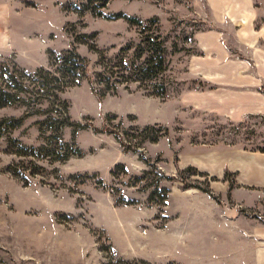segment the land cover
Instances as JSON below:
<instances>
[{
  "label": "rangeland",
  "instance_id": "rangeland-1",
  "mask_svg": "<svg viewBox=\"0 0 264 264\" xmlns=\"http://www.w3.org/2000/svg\"><path fill=\"white\" fill-rule=\"evenodd\" d=\"M254 1L252 20L228 16L227 0H0V63L34 71L74 44L96 82L62 93L82 125L64 129L80 149L64 161L61 140L40 130L43 114L0 107V119H25L0 134V264H256L264 0ZM252 22L253 37L240 32ZM144 41L165 46L168 67L154 81L166 94L125 80L102 92L97 73L112 84L121 73L105 64Z\"/></svg>",
  "mask_w": 264,
  "mask_h": 264
},
{
  "label": "trees",
  "instance_id": "trees-1",
  "mask_svg": "<svg viewBox=\"0 0 264 264\" xmlns=\"http://www.w3.org/2000/svg\"><path fill=\"white\" fill-rule=\"evenodd\" d=\"M134 20L140 25L144 24L140 19ZM81 36L86 37L87 34ZM144 44L146 41L134 50L131 45L123 47L114 57L115 62L105 64L107 66L105 70L109 68L111 72L108 71V73L111 77L115 76L116 68L121 73L120 77H116V81H113L112 84L109 83L112 79L106 75V72L97 73V82L107 86L103 87L105 90L102 92L117 91L120 87L118 83L121 80L139 81L143 87H146L167 69L164 44L159 41L158 49L156 48L152 52L147 51L149 49ZM131 51L134 54L132 56L130 55ZM101 54L103 57L105 56V53ZM88 67L89 60L77 50L74 44L61 53L51 51L50 65L40 66L34 71H28L15 62L0 63V107L21 105L29 109V114H43L44 119L39 121L40 130L43 132L49 130L61 140L63 145L61 152L64 154L57 157L56 160L64 161L72 154L80 152L78 148L73 150V144L64 141L62 137L65 128L73 125L82 126L80 123L72 121L69 103L63 99L62 93L70 87L80 85L85 79L94 85L96 82L94 83L88 74ZM151 84L155 88L154 91L150 89L153 94L157 96L166 94L164 84H158L155 81ZM94 90L97 94L99 93L96 87ZM45 102L48 103V109L41 107V104ZM24 120V117L0 119V134L20 127ZM42 147L46 149L48 143Z\"/></svg>",
  "mask_w": 264,
  "mask_h": 264
},
{
  "label": "crops",
  "instance_id": "crops-1",
  "mask_svg": "<svg viewBox=\"0 0 264 264\" xmlns=\"http://www.w3.org/2000/svg\"><path fill=\"white\" fill-rule=\"evenodd\" d=\"M212 3L219 5V1L220 0H210ZM228 2V3H227ZM226 3L223 2V4H220L223 7L227 6V11L229 10V12L227 13L228 16H230L233 19H237V14L240 13V10L243 11V13L245 14V16L250 17V19L254 20L253 17V13H254V0H227ZM216 8V7H214ZM242 14V15H244ZM239 16V15H238ZM6 11H5V7L0 4V48L1 46L3 47L5 39H6V29H7V25H6ZM264 25V24H263ZM256 30L254 29L253 26V22L252 23H248L245 27H241L240 32H245L246 34L248 33L250 36H252L254 34ZM261 31L262 34L260 36V38L262 40H264V26L261 27ZM253 37V36H252ZM23 42V41H22ZM25 46H28L25 44ZM264 243V242H263ZM255 263L256 264H264V248L259 247L257 248V250H255Z\"/></svg>",
  "mask_w": 264,
  "mask_h": 264
}]
</instances>
